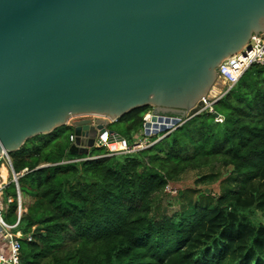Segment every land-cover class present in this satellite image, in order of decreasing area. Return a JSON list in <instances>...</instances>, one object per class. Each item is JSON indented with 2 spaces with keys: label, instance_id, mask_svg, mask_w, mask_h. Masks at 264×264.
<instances>
[{
  "label": "trees",
  "instance_id": "obj_1",
  "mask_svg": "<svg viewBox=\"0 0 264 264\" xmlns=\"http://www.w3.org/2000/svg\"><path fill=\"white\" fill-rule=\"evenodd\" d=\"M151 108L118 120L134 132L121 135L130 144ZM214 109L223 122L203 111L132 153L70 154L71 125L10 153L16 172L28 169L19 184L33 199L18 227L20 264H264V65L250 66ZM202 169L210 172L195 184L204 188L177 191L179 209L162 213L166 186ZM219 181L218 194L207 192ZM12 192L10 182L4 195Z\"/></svg>",
  "mask_w": 264,
  "mask_h": 264
},
{
  "label": "water",
  "instance_id": "obj_2",
  "mask_svg": "<svg viewBox=\"0 0 264 264\" xmlns=\"http://www.w3.org/2000/svg\"><path fill=\"white\" fill-rule=\"evenodd\" d=\"M254 35L264 0H0V159L65 125L88 155L142 107L146 134L169 133Z\"/></svg>",
  "mask_w": 264,
  "mask_h": 264
},
{
  "label": "built area",
  "instance_id": "obj_3",
  "mask_svg": "<svg viewBox=\"0 0 264 264\" xmlns=\"http://www.w3.org/2000/svg\"><path fill=\"white\" fill-rule=\"evenodd\" d=\"M253 64H260L264 65V37L259 35L256 37L255 35L252 36L249 46L244 47L240 52L237 54L227 57L222 60L218 67V75L219 78L222 79L225 83V88L217 93L216 95L207 97H203L201 100L203 101V107L201 108V112L208 111L210 113H217L214 109V105L217 101H219L234 85L237 84L241 76L252 66ZM152 113V112H148ZM174 117V116H173ZM178 119L177 124H172V129L176 126L183 123L184 119H188L187 117H174ZM95 118H93L94 120ZM217 122H223L224 118L218 114L215 117ZM145 122L143 129L141 130L140 134L137 137H134L133 142L130 144L125 138L117 139L115 136L114 139L111 140L112 135L109 131H105L103 133H98V139L100 140L101 144L99 147H106L108 151L111 153L120 152V153H132L139 150H143L153 145V142L150 141L152 136L157 134L145 133ZM76 140V136L73 134L70 135L71 144L74 143ZM95 146L98 144L95 142ZM107 154V155H110ZM98 156V157H104ZM4 158V156L2 157ZM1 158V159H2ZM95 157H87L86 159H94ZM0 159V160H1ZM6 164L5 166L8 169V176L6 179L2 176V165L0 167V236L2 237L3 241L6 243L7 252L4 253L0 251V264H20L21 259V239L24 237L21 231L18 230L19 223L21 221L23 213L26 211V205L24 202V197L20 189L19 178L23 176L28 169H24L21 172H16L13 168L12 160L10 155L6 156ZM13 182L16 188V196L8 197V203H16V215L17 220L15 223L11 224L4 219V212H7V208L5 206L4 200V192L6 186ZM166 192L169 194L177 193L170 184L166 186ZM28 241L32 240V236L29 234L27 237Z\"/></svg>",
  "mask_w": 264,
  "mask_h": 264
},
{
  "label": "rangeland",
  "instance_id": "obj_4",
  "mask_svg": "<svg viewBox=\"0 0 264 264\" xmlns=\"http://www.w3.org/2000/svg\"><path fill=\"white\" fill-rule=\"evenodd\" d=\"M225 88V83L222 79H218L216 84L214 85V88L213 89H216V93L213 94V93H210V96H213V95H216L217 93H219L220 91H222L223 89ZM153 108L150 109L149 112H153ZM90 118H100V117H95V116H91ZM109 128L117 133H119L120 135L122 136H128V135H131V134H134L133 131H129L128 129H126V124L124 122H121V121H115V122H112L110 125H109ZM140 134V133H139ZM138 134V135H139ZM159 135V134H158ZM135 137H137V134H135ZM3 162H2V165L6 164V156H4V158L1 159ZM1 165V166H2ZM225 175H227L226 173V170H222ZM228 171H230V169H228ZM210 171L209 169H202V170H196V171H188L186 172L185 174H183L181 176V179L178 183L176 184H172V187L179 191L183 188H204V186H198L195 184V181L198 177L202 176V175H205V174H208ZM224 178V177H223ZM221 182H217V183H214V184H211L208 186V188L206 189L207 192H211L213 191L215 194H218L219 191L221 190ZM10 197H13L15 198V194L12 192L10 195ZM8 195H4V200H5V206L7 208V211L9 210V207H12V203L9 204L8 203ZM176 193L175 194H167L166 196L163 197L162 201H161V212L162 213H167L168 215H171L174 211H177L179 209V204L177 203V200H176ZM24 202H25V205L27 206L28 205V201H25V198L26 196H24ZM30 205V204H29ZM6 213L7 212H4V219L8 222H14V218L12 219H7L6 218Z\"/></svg>",
  "mask_w": 264,
  "mask_h": 264
},
{
  "label": "crops",
  "instance_id": "obj_5",
  "mask_svg": "<svg viewBox=\"0 0 264 264\" xmlns=\"http://www.w3.org/2000/svg\"><path fill=\"white\" fill-rule=\"evenodd\" d=\"M137 135H138V134H137ZM3 167H5V168L7 169V167H6L5 165H3L2 168H3ZM7 173H9V172H8V169H7ZM2 176H3V174H2ZM7 176H8V174H7ZM7 176H3V178L6 179ZM25 201H28V205H29V204H31V203L33 202V199H32L31 197H29V196H26ZM28 205H27V206H28ZM27 206H26V207H27ZM0 251H2V252H4V253L7 252V246H6V243L3 241V239H2L1 236H0Z\"/></svg>",
  "mask_w": 264,
  "mask_h": 264
},
{
  "label": "bare ground",
  "instance_id": "obj_6",
  "mask_svg": "<svg viewBox=\"0 0 264 264\" xmlns=\"http://www.w3.org/2000/svg\"><path fill=\"white\" fill-rule=\"evenodd\" d=\"M212 93L215 94L216 93V89H213ZM2 174H3V176H7V174H8L7 173V169L5 167L2 168Z\"/></svg>",
  "mask_w": 264,
  "mask_h": 264
}]
</instances>
